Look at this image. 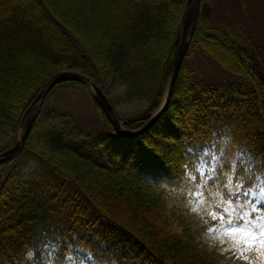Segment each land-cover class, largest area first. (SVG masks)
Returning <instances> with one entry per match:
<instances>
[{
  "label": "trees",
  "instance_id": "16d2710c",
  "mask_svg": "<svg viewBox=\"0 0 264 264\" xmlns=\"http://www.w3.org/2000/svg\"><path fill=\"white\" fill-rule=\"evenodd\" d=\"M187 3L0 0V156L12 147L23 111L67 71L97 85L113 80L127 88L126 102H150L126 120L116 113L126 131L142 129L164 104ZM212 13L211 0H201L170 102L139 136L120 137L87 86L54 89L81 86L102 126L77 131L52 122L53 92L46 99L23 149L0 162V172L16 159L50 172L27 180L7 174L0 183V264H248L217 247L189 259L206 236L184 207L185 186L207 180L214 191L210 178L222 164L250 178L252 191L241 200L264 185V32L254 38L243 26L213 28ZM196 51L235 79L203 85L186 66ZM182 173L197 179L186 183ZM257 208L253 219L264 214V205ZM247 255L264 264L258 252Z\"/></svg>",
  "mask_w": 264,
  "mask_h": 264
},
{
  "label": "rangeland",
  "instance_id": "374dc122",
  "mask_svg": "<svg viewBox=\"0 0 264 264\" xmlns=\"http://www.w3.org/2000/svg\"><path fill=\"white\" fill-rule=\"evenodd\" d=\"M211 7L213 11L211 26L213 28L243 26L252 37L260 38L262 36L264 32V0H211ZM186 66L189 70L194 71L195 77L203 85L208 84L212 87H218L220 83H224L226 80L235 79L215 61L209 57L202 56L198 51L186 62ZM99 86L108 92V99L115 104V113L122 120L135 117L149 107L150 102L147 100L124 101V97L127 95V88L118 85L111 79ZM88 105L89 99L81 86L65 85L54 91L47 106V112H50L54 107L56 112L55 115L51 116L52 122L57 120V123L70 124L73 130H98L101 128L102 122L96 118L94 113L87 110ZM26 110L22 113V121ZM26 124L27 120L22 123L23 126L21 125L20 132L14 138L15 143L20 141ZM99 125L100 127L98 128ZM45 173L50 172L45 170L41 162L37 160L16 159L9 168L0 172V183L5 180L7 174L17 175L21 179L27 180ZM262 188L264 186L254 191L251 196L254 203L260 201L257 206L264 204ZM213 247H217L218 250L222 251L218 244L213 246V242L208 237H204L196 252L189 255V259L203 258ZM81 252L87 254L84 250H81Z\"/></svg>",
  "mask_w": 264,
  "mask_h": 264
},
{
  "label": "snow or ice",
  "instance_id": "6c2138e0",
  "mask_svg": "<svg viewBox=\"0 0 264 264\" xmlns=\"http://www.w3.org/2000/svg\"><path fill=\"white\" fill-rule=\"evenodd\" d=\"M193 167L199 175H206L200 172L199 166L194 164ZM233 167L229 165L228 170H224L222 164L221 170L210 178L214 191L209 190L207 180L203 184L185 186L184 207L200 219L205 236L213 242V246L218 244L223 252L251 264L247 253L255 251L264 257V214L252 218V213L260 212L257 208L260 201L241 200V196L246 198L252 191L250 178L238 174ZM213 171L216 172L215 169ZM185 177L186 183L197 179L194 175L182 173V179ZM261 192L264 193V188ZM28 255L32 258L33 254L29 252Z\"/></svg>",
  "mask_w": 264,
  "mask_h": 264
},
{
  "label": "water",
  "instance_id": "95a60500",
  "mask_svg": "<svg viewBox=\"0 0 264 264\" xmlns=\"http://www.w3.org/2000/svg\"><path fill=\"white\" fill-rule=\"evenodd\" d=\"M199 11H200V0H189L187 7L185 9L183 20H182V41L181 46L178 52V55L176 57L171 82L169 85V90L165 98V102L163 106L161 107L160 111L155 114L152 119L139 131L136 132H128L123 127L120 121L116 117L115 109L112 106V104L109 102L108 98L105 96V94L102 92L100 87L96 85L90 78L78 74L76 72H65L60 75H58L51 83L50 85L42 91V93L37 97L35 102L30 106V108L27 110L25 117L22 121L25 122L27 120V124L24 127V133L20 139L19 142H14L12 148L8 150L6 153L0 156V162L14 157L17 155L21 149L24 147L30 133L33 127V124L36 120V114H34L32 117H30L31 112L35 108V106L38 103H42L48 94L56 88L58 85H60L63 82H77L80 84H83L85 86H88L91 88L94 92V95L96 97L97 103L105 116L107 117L108 121L112 125L115 132L120 137L125 138H132L139 136L143 133H145L146 130H148L158 119L159 117L165 112L169 102L171 95L173 93L177 78L179 76V73L181 71V68L183 66V63L185 61L186 55L188 53L190 43L198 22L199 18ZM23 126V125H22Z\"/></svg>",
  "mask_w": 264,
  "mask_h": 264
},
{
  "label": "bare ground",
  "instance_id": "6f19581e",
  "mask_svg": "<svg viewBox=\"0 0 264 264\" xmlns=\"http://www.w3.org/2000/svg\"><path fill=\"white\" fill-rule=\"evenodd\" d=\"M189 1V0H188ZM201 1V0H200ZM188 4V3H187ZM186 7H187V5H186ZM186 9V8H185ZM184 12H185V10H184ZM184 12H183V15H184ZM182 20H183V16H182ZM182 24V23H181ZM181 41H182V39H181ZM180 46H181V43H180ZM179 49H180V47H179ZM178 52H179V50H178ZM177 55H178V53H177ZM187 55H188V53H187ZM187 55H186V58H187ZM186 58H185V60H186ZM176 60V59H175ZM175 63V62H174ZM184 63H185V61H184ZM184 63H183V65H184ZM183 67V66H182ZM67 72H70V71H67ZM181 72V71H180ZM62 74V73H61ZM179 75H180V73H179ZM178 78H179V76H178ZM178 78H177V80H178ZM64 83V82H63ZM63 83H61V84H63ZM177 83V82H176ZM176 85V84H175ZM175 88V87H174ZM46 89V88H45ZM55 89V88H54ZM54 89L48 94V96L46 97V99L49 97V95L53 92L54 93ZM169 90V89H168ZM102 92L104 93V91H103V89H102ZM173 92H174V90H173ZM42 93V91L39 93V95ZM168 93V92H167ZM105 94V93H104ZM173 94V93H172ZM38 95V96H39ZM52 96V95H51ZM105 96L108 98V96L105 94ZM171 97H172V95H171ZM46 99L41 103H38L36 106H35V108L33 109V111L31 112L32 114H31V117L34 115V114H36L37 116H36V120H35V122H34V124H33V127H32V129L34 128V126L36 125V123L38 122V119H39V116H40V114H41V112H42V110H43V107H44V105H45V102H46ZM50 99H51V97H50ZM171 99V98H170ZM109 100V102H110V99H108ZM35 102V100L33 101V103ZM32 103V104H33ZM111 103V102H110ZM31 104V105H32ZM112 104V103H111ZM30 107L28 106L26 109L28 110ZM161 109V108H160ZM160 109H159V111H160ZM27 110H26V112H27ZM158 111V112H159ZM26 112H25V114H26ZM157 112V113H158ZM107 118V117H106ZM118 119V118H117ZM119 120V119H118ZM149 130V129H148ZM148 130H146L145 132H147ZM28 140V139H27ZM27 142V141H26Z\"/></svg>",
  "mask_w": 264,
  "mask_h": 264
}]
</instances>
